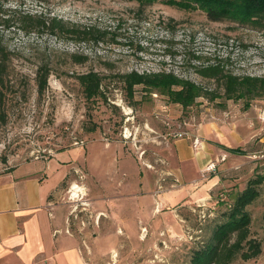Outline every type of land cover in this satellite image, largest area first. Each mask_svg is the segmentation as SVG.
<instances>
[{
    "label": "rangeland",
    "instance_id": "1",
    "mask_svg": "<svg viewBox=\"0 0 264 264\" xmlns=\"http://www.w3.org/2000/svg\"><path fill=\"white\" fill-rule=\"evenodd\" d=\"M54 20L63 31L51 28ZM0 63V174L58 154L51 173L67 179L53 199L68 205L89 264H191L236 196L263 175L250 156L264 149V94L227 100L197 69L264 79V30L211 21L181 0H0ZM40 70L49 71L43 92ZM91 71L103 94L88 100L78 76ZM132 72L171 73L207 96L186 109L143 86L131 96L121 77ZM206 124L241 129L248 154L216 164L222 183L205 199L189 200L187 190L171 196L182 187L177 134L190 145L198 136L213 144L214 128L199 133ZM248 210L262 254L233 264H264V184Z\"/></svg>",
    "mask_w": 264,
    "mask_h": 264
},
{
    "label": "crops",
    "instance_id": "2",
    "mask_svg": "<svg viewBox=\"0 0 264 264\" xmlns=\"http://www.w3.org/2000/svg\"><path fill=\"white\" fill-rule=\"evenodd\" d=\"M206 130L212 133L209 138H215L213 144L201 140V148L195 150L187 139L176 142L175 175L177 182L182 181V187L171 196L187 190L189 200L202 196L205 199L222 183L221 175L216 172L201 177L207 165L226 162L229 166L237 154H248L245 151L248 140L239 138L245 136L241 129L226 127L221 131L213 124H206L200 126L199 133ZM260 143L264 144V137ZM57 156L47 161L27 162L0 174V264H89L87 242L70 229L68 205L53 199L62 195L64 189L60 187L67 179L61 170L51 173ZM222 158L229 162L221 161ZM193 181L198 185L197 190Z\"/></svg>",
    "mask_w": 264,
    "mask_h": 264
},
{
    "label": "trees",
    "instance_id": "3",
    "mask_svg": "<svg viewBox=\"0 0 264 264\" xmlns=\"http://www.w3.org/2000/svg\"><path fill=\"white\" fill-rule=\"evenodd\" d=\"M150 3L154 0H142ZM187 6L194 5L206 13L211 21H229L242 26L264 30V0H181ZM52 29L63 31L61 21L54 20ZM0 63V81L4 72ZM205 78L215 79L224 90L227 100L252 99L264 94V79L237 77L224 74L220 66H208L197 69ZM49 78L48 70L38 72L40 91L46 89ZM125 88L132 96L135 86L155 89L169 98L172 103L181 105L184 109L192 106L200 97L207 93L196 84L179 79L171 73L139 74L132 72L123 75ZM85 97L93 100L103 94L102 78L94 71L78 76ZM219 95L214 93L210 99ZM264 184V175H257L250 180L247 187L240 192L229 209L223 213L222 219L215 225L212 235L192 253L191 264H233L237 259L250 261L262 254V245L251 237L252 217L248 207L260 197V187Z\"/></svg>",
    "mask_w": 264,
    "mask_h": 264
},
{
    "label": "built area",
    "instance_id": "4",
    "mask_svg": "<svg viewBox=\"0 0 264 264\" xmlns=\"http://www.w3.org/2000/svg\"><path fill=\"white\" fill-rule=\"evenodd\" d=\"M257 112H258V118L261 121V123H264V107H258L257 108ZM184 135L182 133L177 134V137L182 139ZM193 148L195 150H198L201 148V139L199 137H195L193 140ZM251 159L255 160V161H262L264 162V149L260 150L254 154L251 155ZM225 158H222L221 161H225ZM216 170V163L215 162H211L207 165L205 171L202 173L203 177L202 178H206V173H215Z\"/></svg>",
    "mask_w": 264,
    "mask_h": 264
},
{
    "label": "bare ground",
    "instance_id": "5",
    "mask_svg": "<svg viewBox=\"0 0 264 264\" xmlns=\"http://www.w3.org/2000/svg\"><path fill=\"white\" fill-rule=\"evenodd\" d=\"M78 188L77 186H74V189Z\"/></svg>",
    "mask_w": 264,
    "mask_h": 264
}]
</instances>
